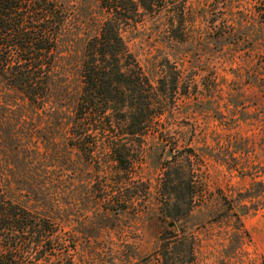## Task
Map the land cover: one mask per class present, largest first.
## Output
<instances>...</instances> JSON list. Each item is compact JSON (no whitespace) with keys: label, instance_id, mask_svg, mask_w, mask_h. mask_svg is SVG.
<instances>
[{"label":"rangeland","instance_id":"obj_1","mask_svg":"<svg viewBox=\"0 0 264 264\" xmlns=\"http://www.w3.org/2000/svg\"><path fill=\"white\" fill-rule=\"evenodd\" d=\"M63 1L81 26L89 1ZM262 2L160 3L125 32L163 99L152 133L78 139L69 101L0 106V163L19 200L58 219L77 264H165L181 240L195 241V264H264ZM27 168L39 177L24 187Z\"/></svg>","mask_w":264,"mask_h":264},{"label":"trees","instance_id":"obj_2","mask_svg":"<svg viewBox=\"0 0 264 264\" xmlns=\"http://www.w3.org/2000/svg\"><path fill=\"white\" fill-rule=\"evenodd\" d=\"M88 1L80 26L73 5L63 0H0V106L22 102L44 108L69 101L65 129L78 139L84 134L107 139L109 134L152 133L155 118L165 109L163 99L131 52L125 32L145 14H157L160 3L161 9L171 8L178 0ZM260 20L264 22V13ZM114 156L120 164L129 159L120 148ZM20 175L24 186L28 175L39 177V170L27 168ZM9 176L17 175L0 163V264H77L75 247L67 244L58 219L19 200ZM187 251L189 264H195L193 240L189 248L182 240L168 247L165 264H186L180 255Z\"/></svg>","mask_w":264,"mask_h":264}]
</instances>
